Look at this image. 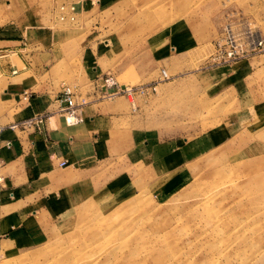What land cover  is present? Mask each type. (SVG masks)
<instances>
[{
  "label": "rangeland",
  "instance_id": "rangeland-1",
  "mask_svg": "<svg viewBox=\"0 0 264 264\" xmlns=\"http://www.w3.org/2000/svg\"><path fill=\"white\" fill-rule=\"evenodd\" d=\"M64 1L78 3L77 21L58 19ZM44 12L46 29L74 51L59 90L72 86L78 102L93 80L76 72L83 48L112 38V71L100 77L115 73L139 85L165 69L171 78L145 97L102 98L124 100L135 117L127 151L100 160L108 170L100 191L108 195L69 214L55 208L32 244L10 250L0 243V264H264V51L210 64L225 27L264 36V0H0L3 23ZM181 25L198 47L176 46L175 36L167 43L177 50L139 77L149 66L148 43Z\"/></svg>",
  "mask_w": 264,
  "mask_h": 264
},
{
  "label": "crops",
  "instance_id": "crops-1",
  "mask_svg": "<svg viewBox=\"0 0 264 264\" xmlns=\"http://www.w3.org/2000/svg\"><path fill=\"white\" fill-rule=\"evenodd\" d=\"M47 18L44 12L30 21L0 20V156L4 162L0 170L4 177L0 191V243L10 250L32 244V235L45 229L55 208L62 211L61 207H66L61 214H69L97 193L98 198L107 196L100 188L108 170L102 169L105 161L100 160L127 151L129 136L134 133L130 129L135 117L127 103L103 101L94 87L104 69L112 71L106 64L114 57L113 38L104 45L96 43L83 48L80 61L77 59L76 72L93 78L92 89L86 94L88 103L81 107L83 121L70 125L58 113L60 82L64 74L72 72L74 51L57 42L58 32L46 29ZM182 26L169 34L167 27L156 33L159 43H148L149 66L136 71L139 77L147 78L159 62L167 60L168 50L176 51L183 41L191 49L198 47V38L184 36ZM177 35L176 46L169 47L168 40ZM100 61L101 65L95 66ZM26 94L28 97L24 98ZM39 114L49 115L41 131L9 127ZM62 161H66L65 166L60 165Z\"/></svg>",
  "mask_w": 264,
  "mask_h": 264
},
{
  "label": "built area",
  "instance_id": "built-area-1",
  "mask_svg": "<svg viewBox=\"0 0 264 264\" xmlns=\"http://www.w3.org/2000/svg\"><path fill=\"white\" fill-rule=\"evenodd\" d=\"M57 17L62 22L77 21L79 7L77 2L64 1L58 4L56 8ZM215 52L211 55V66L219 64L236 63L245 59L254 57L264 51V36L257 31H253L251 27H247L242 33L233 32L232 28L225 27L224 33L216 40ZM171 76L167 70L163 69L158 80L152 83H144L139 85H123L118 79L107 74L99 77L95 81V88L100 91L101 98L114 99L119 96H126L132 99L137 96H147L157 90V85L170 79ZM28 94L24 96L27 98ZM78 102L76 99V90L72 86L63 85L60 90L57 101L59 102L58 113L64 115L65 120L70 125H75L83 121L81 117V107L88 103L86 97ZM49 119L47 114H39L20 122L9 125L11 129L21 128L23 130L41 131ZM3 127L0 126V132ZM4 162L0 156V170ZM61 166L66 165V161L60 163ZM4 177L0 173V191L4 187ZM1 238V234H0ZM2 259V251L0 245V260Z\"/></svg>",
  "mask_w": 264,
  "mask_h": 264
},
{
  "label": "bare ground",
  "instance_id": "bare-ground-1",
  "mask_svg": "<svg viewBox=\"0 0 264 264\" xmlns=\"http://www.w3.org/2000/svg\"><path fill=\"white\" fill-rule=\"evenodd\" d=\"M241 31V30H240ZM208 62V61H207ZM208 67H210V66H208ZM3 253V252H2ZM3 258V257H2ZM1 261H2V259L0 260V263H1Z\"/></svg>",
  "mask_w": 264,
  "mask_h": 264
}]
</instances>
